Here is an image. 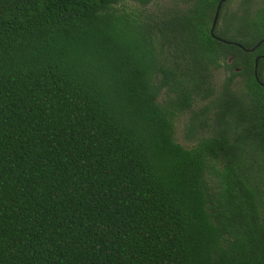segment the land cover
I'll use <instances>...</instances> for the list:
<instances>
[{"label":"trees","instance_id":"1","mask_svg":"<svg viewBox=\"0 0 264 264\" xmlns=\"http://www.w3.org/2000/svg\"><path fill=\"white\" fill-rule=\"evenodd\" d=\"M122 1L0 0V264H264V0Z\"/></svg>","mask_w":264,"mask_h":264},{"label":"rangeland","instance_id":"2","mask_svg":"<svg viewBox=\"0 0 264 264\" xmlns=\"http://www.w3.org/2000/svg\"><path fill=\"white\" fill-rule=\"evenodd\" d=\"M183 0H151L147 6H145V10H154L156 9V7H161V6H174V3L177 2H181ZM243 0H226V5H225V13L226 15L224 16V18L222 20H220L219 24H218V28L222 29L225 26H228L230 28L229 29H223L226 31V38L228 39L229 37H231V34L234 30L236 25V18L235 17H230L232 14H236L240 11V7L239 5L241 4ZM253 2V6H255L254 2H256V0H252ZM121 9H125V10H130V11H137V10H141L142 5H140L139 3L133 2L132 0H123L122 3L119 6ZM228 70L226 67H221L217 70L213 71V82L214 85L216 87V89L221 85V83H223V81L227 78L228 76ZM241 77H236L235 80L236 81H241ZM203 102H199L198 105H202ZM198 106H193V109H197ZM188 116L189 113H184L181 114L180 116H178L175 119V126H174V139L175 141H177L178 143L185 145V146H189L190 143L193 140H190L189 137L186 136V128H187V123H188Z\"/></svg>","mask_w":264,"mask_h":264},{"label":"water","instance_id":"3","mask_svg":"<svg viewBox=\"0 0 264 264\" xmlns=\"http://www.w3.org/2000/svg\"><path fill=\"white\" fill-rule=\"evenodd\" d=\"M225 1H226V0H219L218 3H217V6H216L215 11H214L213 19H212V24H211V27H210V33H211V35H212L213 38H215V39H217V40H220V41H222V42H224V43L229 44V43H231V42H229V41H227V40H223V39H221V38L215 36L214 33H213L214 27H215V25H216V23H217V20H218V16H219V12H220L221 5H222ZM235 44H236L237 46L241 47V45H239V44H237V43H235ZM255 49H256V46L253 47V48L248 49L247 51L252 52V51H254ZM232 59H233V57H229V58L227 59V62L230 63V62L232 61ZM257 64H258V57H256L255 60H254V76H255V78H257ZM235 70H236V71H239L240 68H236Z\"/></svg>","mask_w":264,"mask_h":264}]
</instances>
